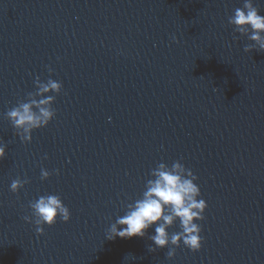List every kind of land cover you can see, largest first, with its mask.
I'll return each instance as SVG.
<instances>
[{
    "label": "water",
    "instance_id": "obj_1",
    "mask_svg": "<svg viewBox=\"0 0 264 264\" xmlns=\"http://www.w3.org/2000/svg\"><path fill=\"white\" fill-rule=\"evenodd\" d=\"M242 4L0 0V264H264V51H244L253 42L228 23ZM37 76L63 87L50 93L55 116L22 142L5 113ZM177 160L207 202L202 247L151 252L155 226L107 239L151 170ZM17 177L30 182L14 193ZM49 193L71 217L37 235L23 217Z\"/></svg>",
    "mask_w": 264,
    "mask_h": 264
},
{
    "label": "clouds",
    "instance_id": "obj_2",
    "mask_svg": "<svg viewBox=\"0 0 264 264\" xmlns=\"http://www.w3.org/2000/svg\"><path fill=\"white\" fill-rule=\"evenodd\" d=\"M228 23L234 26V32L253 42L246 44L244 51H264V15L260 14L253 0H243L242 6L235 8L234 13L228 17ZM172 39L175 40L176 37ZM53 71L48 66V72ZM34 83L36 92L30 93L29 99L18 102L5 113L22 142H31L33 130L47 126L55 116L56 110L52 107L56 98L54 94H59L63 87L62 82L51 76L46 82L37 76ZM46 93L49 95L45 96ZM5 156L6 144L0 141V160ZM55 171L59 174V169ZM50 175L46 168H41L42 180ZM150 176L152 178L147 179L142 196L125 205L124 214L117 216L110 224L106 238L144 237L147 230L155 226L154 234L148 236L153 242L148 246L149 251L167 247L166 255L172 258L181 242L192 251L199 250L203 241L202 227L196 221L204 219L207 202L199 198L201 189L195 182L198 177L179 160L171 166L160 162L151 170ZM29 182L28 178L17 177L12 180L10 191L16 193ZM28 207L31 214L25 215L23 219L35 225L37 235L44 233L45 224L54 225L58 218L67 222L71 217L70 209L59 194L40 195L30 201ZM177 221L180 230L169 233L168 229Z\"/></svg>",
    "mask_w": 264,
    "mask_h": 264
}]
</instances>
